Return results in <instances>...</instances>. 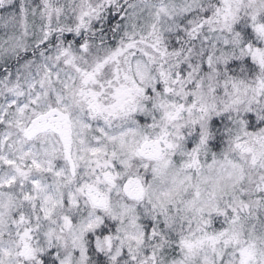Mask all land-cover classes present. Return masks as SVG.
Masks as SVG:
<instances>
[{
  "label": "snow or ice",
  "instance_id": "6c2138e0",
  "mask_svg": "<svg viewBox=\"0 0 264 264\" xmlns=\"http://www.w3.org/2000/svg\"><path fill=\"white\" fill-rule=\"evenodd\" d=\"M0 264H264V0H0Z\"/></svg>",
  "mask_w": 264,
  "mask_h": 264
}]
</instances>
